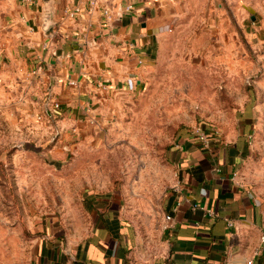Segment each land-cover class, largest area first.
Instances as JSON below:
<instances>
[{"label": "rangeland", "instance_id": "374dc122", "mask_svg": "<svg viewBox=\"0 0 264 264\" xmlns=\"http://www.w3.org/2000/svg\"><path fill=\"white\" fill-rule=\"evenodd\" d=\"M177 2L141 91L108 99L53 146L36 139L42 120L0 79V264H37L45 245L70 253L106 198L158 251L176 178L168 152L199 127L231 131L249 118L244 177L264 196V0Z\"/></svg>", "mask_w": 264, "mask_h": 264}, {"label": "crops", "instance_id": "0c3cea01", "mask_svg": "<svg viewBox=\"0 0 264 264\" xmlns=\"http://www.w3.org/2000/svg\"><path fill=\"white\" fill-rule=\"evenodd\" d=\"M177 1L128 0L134 10L125 12L127 3L107 0L106 17L82 0H0V79L17 92L28 118L42 120L36 139L53 146L58 134L83 132L108 99L139 93L177 18ZM249 122L205 129L208 147L184 134L169 149L176 178L164 216L173 226L161 230L158 251L126 223L117 200L106 198L83 241L64 254L45 245L37 264H264V196L244 177Z\"/></svg>", "mask_w": 264, "mask_h": 264}, {"label": "built area", "instance_id": "2783aa9c", "mask_svg": "<svg viewBox=\"0 0 264 264\" xmlns=\"http://www.w3.org/2000/svg\"><path fill=\"white\" fill-rule=\"evenodd\" d=\"M87 6H88V11L89 12H93L95 10L101 9L103 11V14L106 17H109L111 15V10L105 6L107 0H82ZM128 0H122V2L127 3ZM134 10V6L132 4H130V2H128L125 6H124V11L125 12H131ZM80 9H75L73 11L70 12L71 16H74L76 13H79ZM54 107L57 109L59 108V104H55ZM193 135L202 143L204 144V146H209L210 145V137L207 134V132L205 131V129L203 127H199L197 129L194 130ZM193 210L197 211V210H202L205 212L206 215L210 216V217H214L215 212L212 209H207L204 207H201L198 204H194L193 205ZM173 226V217L170 215H167L165 217L164 220V229L168 230ZM262 241H264V236L261 238ZM251 264V262L249 263Z\"/></svg>", "mask_w": 264, "mask_h": 264}]
</instances>
